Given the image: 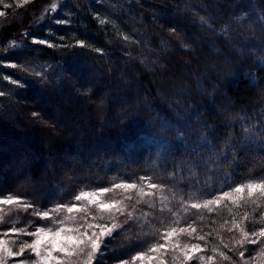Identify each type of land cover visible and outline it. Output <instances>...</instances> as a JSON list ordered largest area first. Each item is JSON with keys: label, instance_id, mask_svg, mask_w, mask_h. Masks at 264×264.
Wrapping results in <instances>:
<instances>
[{"label": "trees", "instance_id": "16d2710c", "mask_svg": "<svg viewBox=\"0 0 264 264\" xmlns=\"http://www.w3.org/2000/svg\"><path fill=\"white\" fill-rule=\"evenodd\" d=\"M39 1L22 6L16 0H0V9L22 13ZM65 1L70 24L58 25L47 17L39 24L14 22L0 31L7 40L24 37L21 33L27 30L24 46L4 60L36 59L47 68L48 78L41 83L35 74L0 67V87L6 93L0 97V198L22 197L38 209H48L71 201L80 190L134 182L154 195L140 200L135 190L124 200L134 216L147 215L137 224H125V216L118 215L124 229L108 241L107 262L130 258L167 228L187 227L195 220L197 232L181 235L179 243H199L203 251L197 255L211 256L217 247L231 257L223 260L217 254L214 264H241L221 240L232 245L233 237L240 238L227 228L233 215L239 220L245 211L252 217L243 222L246 231L264 227V199L258 207L222 202L215 212L190 207L185 212L180 204L181 197L190 205L219 190L264 179V0H107L118 28L110 20L103 26L97 23L94 10L99 4ZM226 26L237 31L222 37ZM55 36L64 40L61 45L72 47L31 42L32 37ZM76 40L85 45L77 46ZM15 73L20 86L2 78ZM163 121L168 128L161 127ZM178 121L187 124L185 141L207 137L211 143L204 156L209 163L216 160L218 167L202 171L184 152L175 137L177 129L184 131ZM163 143L174 147V155L162 151ZM149 183L161 185L163 191L150 189ZM241 195L248 198L246 191ZM162 196L167 197L163 207ZM31 213L15 210L7 218L29 228L30 222L41 223ZM225 221L228 225L221 228ZM207 233L212 235L205 241L196 238ZM260 247L246 244L237 251L245 250L247 258ZM166 258L172 260L171 253Z\"/></svg>", "mask_w": 264, "mask_h": 264}, {"label": "snow or ice", "instance_id": "6c2138e0", "mask_svg": "<svg viewBox=\"0 0 264 264\" xmlns=\"http://www.w3.org/2000/svg\"><path fill=\"white\" fill-rule=\"evenodd\" d=\"M23 3H29V0H23ZM57 10V5L53 4L51 7L45 9L49 14ZM5 13L0 11V17H3ZM97 23L101 26L109 23L107 19H100L99 13L95 14L94 17ZM43 17H41V20ZM238 19H243V17H238ZM19 22V21H17ZM202 22L206 23L203 21ZM54 23L58 25H67L71 23V20L58 19ZM208 28L211 31H216L211 24H208ZM175 33L176 29L170 30ZM22 36L27 37L28 32L24 30L21 33ZM49 35H54V33L49 32ZM227 30H222L221 36L227 37ZM125 40L128 39L127 36L124 37ZM31 42L37 45H43L47 47H72V45H55L48 39L32 37ZM77 46L83 47L85 42L82 40L76 41ZM12 47H17L15 41L12 42ZM97 52H101V49H95ZM264 63V60L261 61ZM0 67H6L11 69H17L18 65L15 62H9L7 64L0 63ZM47 68L42 71L35 72V76L39 78L41 83L48 82L47 78ZM4 80L11 81L12 84L20 86V81L13 79L11 76L2 77ZM6 93L0 91V97L5 96ZM34 119H39L38 113L32 114ZM178 123H180L178 121ZM161 127L168 128L167 121L161 123ZM180 129L175 131L176 140L179 142L180 146L183 148L184 152L195 158V164L203 170H212L218 167L216 160H212L209 163L210 158L204 156V150L210 146V141L207 137L201 140L185 141L184 136L187 134V124L180 123ZM244 132H249L248 128L243 129ZM163 152L168 155H174V147L169 143H163L161 145ZM191 172V178L197 181L199 184V179L195 174L194 170H189ZM149 178L142 177L141 180H146ZM210 185V181L206 182ZM191 187L192 185H187ZM148 187L152 190L160 189L163 191V187L156 183H149ZM223 186H221V189ZM137 190L139 194V199L143 200L145 196H153L154 191L146 193L142 186L137 185L132 182H121L114 183L110 187H97L93 190H80L71 201L67 203H57L54 207L48 208L47 210H39L34 204L26 202L22 197H14L12 195H7L0 198V205L5 206H19L20 209L27 212L28 209H32V215L37 218H41L43 221L51 222L52 227L36 226L34 223L30 222V225L35 228L34 231H28V227H11L7 231L0 233V264H8V261L13 258H18L14 260V264H104L103 257L105 256L104 250L108 249V241L114 240L115 235L124 229V224L117 221V216H125V224L131 221L132 224H137L140 217L146 216L145 213H140V216H134L133 212H126L124 200L130 199L127 195L128 190ZM117 190H122L123 199H117L114 195L108 196V194L115 193ZM210 191V187L208 188ZM247 191L248 198H244L241 194ZM233 194H236L235 196ZM175 196V193H173ZM255 196L256 199H251ZM161 203L163 207V202L167 200V197H161ZM264 199V179L252 180L247 183H240L229 190H219L218 194H214L212 198L205 199L203 202H195L190 205L183 203V197H181L180 207L183 208L185 212L188 208L196 210H206L208 212L218 211L222 202H231L238 206H256L258 207V201ZM242 201V204L240 203ZM139 202V200H138ZM153 206L151 200L144 201ZM227 207V204H224ZM11 210V209H10ZM171 212V208L168 209ZM255 207H253V211ZM95 211L96 215L92 212ZM2 212V210H0ZM229 212L231 209L229 208ZM64 213L62 218H57V214ZM173 216H177L178 213L173 212ZM238 215V214H236ZM236 215H233V220L231 221V226L227 228V231L233 232L235 230L240 234L239 239L235 240L234 244L229 245L221 240V244L224 248L229 249L233 253L237 254L241 260V264H258L260 259H264V227H260L258 231L248 232L242 226L244 221L251 220L252 217L248 211H245L243 216L237 220ZM4 216L0 214V221H3ZM200 220L204 219L203 215L199 216ZM264 220V215L261 216ZM111 221V224L107 222H95V221ZM228 221L225 224L220 225L224 228L228 225ZM195 220L187 225V227H169L163 233L159 234V239L147 246L146 250L137 251L130 258L118 259L115 264H136L137 261L147 260L149 264L158 261L159 264H168L165 259L166 256L171 253L172 264H188V262L196 260L200 264H214L216 255L218 254L223 260H231V257L227 255L226 252L220 251L217 247L211 249L213 255L203 256L197 255L203 251L199 243L184 244L179 243V238L181 235H187L191 237L197 232V228L193 225ZM131 226V225H129ZM10 234H15L17 237L21 235H26L33 237L31 242L21 241L18 244L17 250H13L11 245L17 243L16 240H8L4 237H8ZM208 235L212 233H207L205 235H199L196 237L200 241H205ZM219 236V233H216ZM139 239V238H138ZM246 244L257 245L260 244L261 247L255 255L245 257V250L243 249ZM207 247V245H205ZM28 252L31 259L25 257V252Z\"/></svg>", "mask_w": 264, "mask_h": 264}, {"label": "rangeland", "instance_id": "374dc122", "mask_svg": "<svg viewBox=\"0 0 264 264\" xmlns=\"http://www.w3.org/2000/svg\"><path fill=\"white\" fill-rule=\"evenodd\" d=\"M16 1L19 5L26 6L29 3H33L34 1H37V0H29V3H27V4L23 3V0H16ZM59 1L63 2L65 0H40L37 5L35 4L34 6L33 5L30 6L29 9H25L22 13H16V12H14L15 11L14 9H12L11 11H6L5 9H0V11H3L5 13V15L3 17H0V31L2 28L6 27L7 25L12 24V23L17 22V21H19V23H21V24L27 23V22L31 23V21H34V22L37 21V23L39 24L40 21H43L47 17L51 18V20H54V21L58 20V19L68 20L69 12H70L69 8L67 7L68 1L63 2L62 6L60 3H58ZM91 1L93 3H97L100 5L98 7V8L101 7L100 9L97 8V10H94L95 14L99 13L100 19L103 18V19L110 20V22L115 27H117V28L119 27L118 22H116L114 20V18H116L115 17V10H114L113 6L110 5V2H107V0H91ZM53 4L57 5V10L55 12L49 14L48 12L45 11V9L51 7V5H53ZM41 17H43L42 20H41ZM29 19H31V20H29ZM229 28H230V26H226L224 28L227 30L228 35L230 34L231 31H237V27H232L231 31H228ZM51 33H53V32H51ZM132 36L134 37L133 34H132ZM21 38H22V40H21ZM25 40H26L25 37H20L17 39L11 38V39H7V40H4L3 38L0 37V57H2V59L0 58V62L3 64H7L9 62H15L18 65V68H17L18 70L29 73V74H35V72L42 71L43 67H44V65L36 59H33V58L23 59L24 60L23 63L21 61L19 62V61H15V60H10V61L4 60V57H10V58L12 57V55L10 54L11 51H13V50H15L21 46H24ZM48 40H50V42L53 44L57 43V44L61 45L64 43V40H62L61 38H58L56 36L53 38L48 37ZM143 40H145V39H143ZM147 40L148 39L145 40L146 43H147ZM13 41H15V43L17 45V47H15V48L12 47ZM138 42H140V41H138ZM238 50H240V49L238 48ZM5 76H11L13 79L20 81V76L18 73H15L14 75H5ZM0 91L5 92L3 87H0ZM118 183H121V182H118ZM89 191H91V190H89ZM134 191H135L134 189L128 190L127 195L129 197H131L132 196L131 193H134ZM144 191L146 193L152 192L151 190H147V189H144ZM136 192H137V190H136ZM119 194H120V196H119ZM113 195L117 199L123 198L122 190H117L115 193L108 194V196H113ZM138 195L139 194L137 192V196ZM145 198H146V196L143 199H145ZM0 210H2V212H0V214H3V216H4L3 221H0V233L7 231L8 228H11L13 226L23 227V226H19L18 224H15L17 221H15L14 219L7 218V215L11 214L13 211H15V210L20 211L19 206L0 205ZM39 210H47V209L40 208ZM125 211L135 213L134 209L131 207H128V206L126 207ZM92 214L96 215L97 213H95V211H93ZM63 215H64V213L57 214V218H62ZM118 218H119V216H117V221L120 222V220ZM39 219L41 220V223L44 225H42L41 223H36V224H38L36 226H43V227H52L53 226L51 224V222L43 221L41 218H39ZM95 222H105V221H95ZM181 227H184V226H181ZM34 230H35L34 227L28 228V231H34ZM4 238L8 239L10 241L11 240L17 241L16 244L11 245L13 247L14 251L17 250L19 242L27 241L30 243L31 240L33 239V237L26 236V235H21V236L17 237L15 234H10L8 237H4ZM181 242H182V243H180L181 245L192 244V243H188L187 241H183V240ZM198 255H200V254H198ZM25 257L29 258V259L32 258L27 251L25 252ZM104 258H105V256L103 257L104 264H115V262H107ZM15 259H18V258L10 259L8 261V264H14ZM165 259L168 261V264H172V260L169 261L168 258H166V257H165ZM136 264H149V262L147 260L142 261V262L137 261ZM153 264H159V262L156 261V262H153Z\"/></svg>", "mask_w": 264, "mask_h": 264}]
</instances>
